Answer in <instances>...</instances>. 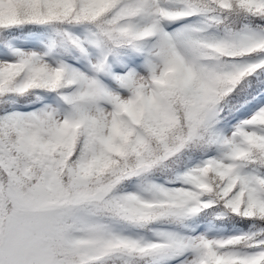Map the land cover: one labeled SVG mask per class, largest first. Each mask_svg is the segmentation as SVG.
Here are the masks:
<instances>
[{
	"label": "snow or ice",
	"instance_id": "snow-or-ice-1",
	"mask_svg": "<svg viewBox=\"0 0 264 264\" xmlns=\"http://www.w3.org/2000/svg\"><path fill=\"white\" fill-rule=\"evenodd\" d=\"M0 264H264V0H0Z\"/></svg>",
	"mask_w": 264,
	"mask_h": 264
}]
</instances>
